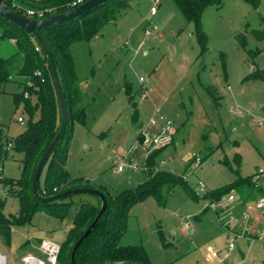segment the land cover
Returning <instances> with one entry per match:
<instances>
[{
  "label": "rangeland",
  "instance_id": "374dc122",
  "mask_svg": "<svg viewBox=\"0 0 264 264\" xmlns=\"http://www.w3.org/2000/svg\"><path fill=\"white\" fill-rule=\"evenodd\" d=\"M151 5L152 0H132L97 39L72 46L85 124H74L65 166L72 179L81 178V188L112 197L134 189L146 181L147 172L118 167L131 158L141 163V151L124 157L142 125L156 117L170 120L178 142L157 162L163 160L160 169L183 177L200 199H190L178 186L162 204L152 197L133 204L119 245L142 246L153 264H235L226 258L230 239L217 219L220 208H210L204 196L235 180L236 154L243 178L264 167V42L252 33L262 28L264 0L257 9L243 0H223L219 8L205 9L201 27L207 48L200 56L193 25L174 2L161 0L157 15L150 14ZM13 48L0 38V58L10 57ZM145 88L148 98L143 100ZM22 92L15 82L0 87V153L7 152L5 160L0 157V200L6 217L19 211L18 199L1 180L21 177L23 155L10 145L26 128L17 123L18 117L26 122L23 104L14 102ZM196 158L201 159L197 168ZM236 191L244 197L242 188ZM68 200L99 201L90 194ZM72 213L59 220L43 208L30 225L11 226L9 244L0 238L7 264H21L20 257L34 252L42 239L61 246Z\"/></svg>",
  "mask_w": 264,
  "mask_h": 264
},
{
  "label": "trees",
  "instance_id": "16d2710c",
  "mask_svg": "<svg viewBox=\"0 0 264 264\" xmlns=\"http://www.w3.org/2000/svg\"><path fill=\"white\" fill-rule=\"evenodd\" d=\"M73 1L76 0H46L38 5L30 3L25 5L44 10L47 18L71 10L69 6ZM131 1L107 0L79 17L39 31L54 58L68 111L64 136L44 165L37 186V192L43 198L81 188V178L72 179L65 166L74 124H85V106L82 103L79 79L71 54L72 46L75 43L91 41L105 26L116 23L121 14L129 8ZM172 1L184 19L193 25L200 56L207 48V37L201 27L202 14L209 7L219 8L223 0ZM243 1L253 9H257L260 5V0ZM4 2L8 7H12L10 0ZM19 2L24 3L22 0ZM261 24L262 28L252 33L257 41L264 42V18H261ZM0 38L7 41L16 40L15 53L8 58H0V87L8 82H15L23 87V92L14 97V102L16 106L23 104V112L26 116V128L11 140L10 145L11 150L23 155L21 177L16 180H1L8 188L9 194L18 199L19 211L16 216L6 217L3 214L5 203L0 200V238L8 245L10 227L30 225L39 209L44 208L49 216L59 220L68 218L72 211L71 227L64 243L60 246L57 264H73L71 262L73 248L94 221L101 202L98 198L97 204L73 202L68 200L72 195L45 205L35 199L32 192L33 173L39 159L59 130L60 104L48 60L37 42L33 44L34 36L0 16ZM36 47L39 51H35ZM259 52L260 50H256L254 54ZM35 72H40L41 76H34ZM28 81L32 86H27ZM24 93H28V98H24ZM33 99H35L34 103ZM164 149L156 150L148 157L147 179L144 183L113 197L98 190L104 195L107 207L92 232L75 251V264H152L142 246L119 245L126 229L130 207L148 197L162 204L166 195L178 186L183 188L190 199L194 201L200 199L183 177L158 168L157 158ZM6 154V150L0 153L1 160L6 159ZM233 162L237 165L234 171L235 180L231 184L207 192L204 199L209 202H219L228 194L239 195L236 191L238 188L244 190V197L239 196L244 202L252 201L259 196L261 190L252 183L251 176L249 178L240 176L238 170L241 166V157L238 154L234 156ZM224 163L231 168L228 162ZM161 232L159 230V233Z\"/></svg>",
  "mask_w": 264,
  "mask_h": 264
},
{
  "label": "built area",
  "instance_id": "2783aa9c",
  "mask_svg": "<svg viewBox=\"0 0 264 264\" xmlns=\"http://www.w3.org/2000/svg\"><path fill=\"white\" fill-rule=\"evenodd\" d=\"M11 8L15 12L27 18L39 20L45 18V11L39 8H32L25 3L38 5L46 0H10ZM82 0L73 1L69 7L71 9L82 4ZM161 0H152V6L150 8V14L155 15ZM146 34L148 32L146 31ZM11 44L16 45L15 39L9 40ZM35 51H39L36 47ZM34 76H41L40 72H35ZM140 83L143 84L144 80L140 79ZM27 86H32L30 81L27 82ZM148 89L145 88L143 96H147ZM24 98H28V93H24ZM17 123L21 126L25 125L23 117L17 118ZM174 133L172 131V122L169 120H163L160 117L151 118L146 125L141 126L138 132L137 140L135 144L130 147L125 155L128 158L132 157L138 152H142L141 163L135 161L134 158L126 160V162L118 167V171H123L125 168L131 171H147L146 161L150 154L156 150L166 148L173 142ZM164 165V161L158 162V168L160 169ZM201 165V159L196 158L194 167L197 168ZM251 181L256 185L257 189L261 190L259 196L248 202H244L236 193L228 194L224 197L223 201L210 202L208 206L216 211L220 208V212L217 215L218 221L223 227L227 229V236L230 241L227 245L229 252L235 250V241L238 239H245L246 241L259 242L264 247V167H259L252 174ZM254 215V216H253ZM60 245L48 240L42 239L36 245L34 252L26 253L20 257L21 264H57L58 256L60 253ZM212 256H216V253H212ZM7 256L0 251V264H7Z\"/></svg>",
  "mask_w": 264,
  "mask_h": 264
},
{
  "label": "water",
  "instance_id": "95a60500",
  "mask_svg": "<svg viewBox=\"0 0 264 264\" xmlns=\"http://www.w3.org/2000/svg\"><path fill=\"white\" fill-rule=\"evenodd\" d=\"M107 0H88L86 2H83L79 6L61 13L57 15H53L44 19H31L27 18L25 16L20 15L19 13L15 12L12 10L10 7H8L4 0H0V16L4 19L7 20L8 22L14 24L15 26L21 28L22 30L32 34L37 42V44L42 48L47 60L48 64L52 73L53 81L55 84L59 104H60V111H61V123L58 132L54 136L53 140L39 159L34 173H33V178H32V192L35 197V199L40 202L42 205L45 204H50L52 202H56L62 199L67 198L70 195H77V194H90L95 197H97L100 202V209L95 217L94 221L91 223V225L88 227V229L85 231V233L81 236V238L78 240V242L75 244L73 251L71 253V262L74 263V253L77 250V248L81 245L84 239L87 238V236L92 232L94 229L96 223L102 216V214L105 212L106 207H107V202L105 200L104 195L94 189H88V188H78L74 189L70 192H64L59 195H55L53 197H46L43 198L41 197L38 192H37V186L40 180V176L43 170L44 165L46 164L47 160L49 159L52 151L56 147L57 143L63 138L64 133L66 131V126L68 122V111H67V106H66V101H65V95L62 89L61 85V80L55 65L54 58L52 56V53L50 49L48 48L47 44L45 43L43 37L39 33L40 30L59 25L61 23H64L66 21H69L73 18L79 17L86 12L90 11L91 9L97 7L98 5L106 2Z\"/></svg>",
  "mask_w": 264,
  "mask_h": 264
},
{
  "label": "crops",
  "instance_id": "0c3cea01",
  "mask_svg": "<svg viewBox=\"0 0 264 264\" xmlns=\"http://www.w3.org/2000/svg\"><path fill=\"white\" fill-rule=\"evenodd\" d=\"M161 5V3H160ZM159 5V6H160ZM152 6V5H151ZM151 8V7H150ZM158 12V11H157ZM157 15V13L155 14ZM115 24V23H114ZM110 25V24H109ZM106 27V26H105ZM104 27V28H105ZM103 30V29H102ZM101 30V31H102ZM101 33V32H100ZM99 33V34H100ZM98 34V35H99ZM97 36H95L93 39H97ZM10 43V41H9ZM11 46L15 47L13 44L10 43ZM14 49V48H13ZM15 51V49H14ZM15 53V52H14ZM14 53H11L12 55ZM71 54H72V50H71ZM11 55V56H12ZM73 58V56H72ZM76 70V69H75ZM227 73H225L226 75ZM148 96H143L142 95V99H147ZM168 120V119H166ZM170 121V120H169ZM143 126V125H142ZM177 130V129H175ZM175 130L172 129V131H174V136H173V142L171 145H169L168 147H172L174 148L176 146V143L178 142V140L175 138ZM23 132V131H22ZM166 147L164 149V151L168 148ZM7 157V154H6ZM263 164H264V159H263ZM260 167V166H259ZM257 167V168H259ZM254 169L251 173L250 176H252V174L257 170ZM250 176H248L247 178H249ZM243 178V177H242ZM224 200V197L221 201ZM254 216V215H253ZM187 227V225H185V228ZM239 244L237 245V247L235 248V250L229 252L227 250V255L226 258H230L233 262H235V264H264V247L261 243L259 242H255V241H246L245 239H239ZM152 263V262H151ZM153 264V263H152Z\"/></svg>",
  "mask_w": 264,
  "mask_h": 264
}]
</instances>
